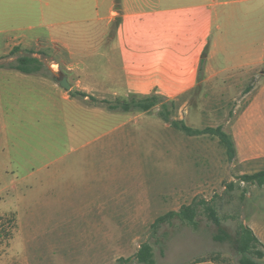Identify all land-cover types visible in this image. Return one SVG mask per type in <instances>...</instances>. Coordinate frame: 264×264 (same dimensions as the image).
<instances>
[{"label": "rangeland", "instance_id": "374dc122", "mask_svg": "<svg viewBox=\"0 0 264 264\" xmlns=\"http://www.w3.org/2000/svg\"><path fill=\"white\" fill-rule=\"evenodd\" d=\"M245 7L249 11L246 59L263 62L253 70L256 78L241 88H255L257 112H264V0H248ZM242 20L240 16L230 23L225 19L232 41L241 38ZM50 22L46 19L37 29L44 37L52 32ZM25 25L21 2L0 0V264H77L72 256H58L71 245L84 253L95 229L89 225L94 216H84L90 215L88 207L104 202L108 219L101 231L102 237L107 234L108 264H145L135 257L145 242L153 245L154 264H210L209 260L240 264L236 237L241 226L253 225L257 233L260 226L264 232V185L241 177L264 170V156L244 160L242 143V154L237 151L231 158L217 135H191L173 124L184 121L196 129L220 126L230 132L252 98L243 97V90H232V80L224 82L231 71L220 76L221 82L205 86L204 97L167 103L173 117L168 128L162 119H167L165 112L157 106L145 114L114 111L100 98L96 104L91 97L77 95L82 92L73 85L71 98H66L67 90L54 79L68 75L61 64L67 58L62 48L46 40L11 48L22 38ZM23 56L37 58L41 70L34 74L18 70ZM237 58L219 51L215 64L222 67ZM70 80L76 83L73 76ZM95 90L105 92L98 85ZM131 98H108V102ZM150 201L155 209L145 211L137 235L131 211L116 206ZM184 206H194L195 225L182 215L157 224L159 217ZM210 207L220 225L210 217ZM68 218L71 222L66 224ZM220 230L227 237L216 240ZM73 237L76 242L68 243L67 238ZM58 246L56 256L34 257L39 250L48 253ZM259 249L264 251V244ZM257 261L264 264V259ZM83 263L84 259L78 264Z\"/></svg>", "mask_w": 264, "mask_h": 264}, {"label": "crops", "instance_id": "0c3cea01", "mask_svg": "<svg viewBox=\"0 0 264 264\" xmlns=\"http://www.w3.org/2000/svg\"><path fill=\"white\" fill-rule=\"evenodd\" d=\"M19 1L21 16L26 22L25 33L11 48L20 44L30 47L40 40L62 48L67 58L62 59L61 64L66 66L70 83L71 76L75 78L76 83L71 84L73 89L84 93L86 100L89 97L100 98L102 101L106 98L108 101V98L116 100L146 96L164 99L156 106L158 110L165 112L167 119H162L168 128L171 127L173 117L169 116L172 109L167 103L178 102L186 97L202 98L205 96V86L221 82L220 76L231 71L224 82L232 80L235 85L231 89L234 87L243 90V97L252 98L239 112L229 133L234 137L239 154H242L243 143L244 160L264 156V112H257L255 88H241L243 83L256 78L253 70L263 62L246 59V23L249 22V11L245 3L248 0ZM221 6H228V9H221ZM238 16L243 18L242 35L239 40L232 41L227 36L231 31L225 25V19L230 23ZM46 19H51L52 27L48 37L37 31L45 25ZM219 51H226L228 57L237 55L239 58L235 61L228 59L225 65L218 67L215 60ZM8 60L13 61L12 58ZM255 72L263 74L259 70ZM56 84L60 86L57 82ZM97 85L100 91L105 92L98 94L95 90ZM71 90L65 93L68 99L71 98ZM188 102L180 108H184ZM168 139L171 143L172 136L169 135ZM128 204L121 202L116 210L131 211V224L138 235L140 221L147 215L145 211L155 209L156 205L152 201ZM88 209L91 211L90 215L86 214L84 217L90 219V216H94L89 225H93L95 229L90 231L84 253L79 254L75 246L71 245L65 247V253L62 252L58 258L72 256L77 259V264L83 259L87 264H108L107 234L105 231L102 237L101 231L102 222L106 223L108 219L107 203L91 205ZM69 220L71 219L65 220L66 224L71 222ZM61 225L57 224L59 227ZM251 228L255 230L253 225ZM258 229L260 232L254 233L264 244V232L260 226ZM67 240L68 243L76 242L74 237ZM120 244L119 250L122 251L123 245ZM58 248L60 247H55L48 253L39 250L34 257L56 256ZM209 263L221 264L213 260H209Z\"/></svg>", "mask_w": 264, "mask_h": 264}, {"label": "trees", "instance_id": "16d2710c", "mask_svg": "<svg viewBox=\"0 0 264 264\" xmlns=\"http://www.w3.org/2000/svg\"><path fill=\"white\" fill-rule=\"evenodd\" d=\"M19 64L16 65L18 70H21L25 73H34L41 70V65L39 64V60L35 57L23 56L20 57ZM77 95L83 96L86 95L84 93H77ZM96 104H99L98 100L94 97ZM160 97L158 96H146V97H132L130 100H121L118 103L113 104L106 100L100 101V103H107V106L111 110H122V111H150L160 102ZM173 124L179 126L184 131L188 132L191 135H199L203 133H213L220 137L223 144L228 148L229 155L233 158L236 155L237 148L234 137L231 133L225 131L222 127H207L205 129H196L190 127L183 122L173 121ZM242 181L257 184L259 186L264 185V170L257 171L252 174H245L241 177ZM210 217L217 224L220 225L221 221L217 212L214 208L210 207ZM182 215L189 222L196 224L195 221V208L194 206H184L181 211H172L165 216H161L157 219V224L163 222L167 218ZM227 235L223 230L215 236L216 240H223ZM236 244L238 250L242 253V257L240 258V264H260L257 260L264 259V251L260 250L259 247L263 244L257 235L254 233L253 229L247 225H242L240 230L237 232ZM254 255V256H253ZM135 257L141 263L145 264H154V248L153 245L145 242L141 245L140 249L136 253ZM257 260H256V259Z\"/></svg>", "mask_w": 264, "mask_h": 264}, {"label": "water", "instance_id": "95a60500", "mask_svg": "<svg viewBox=\"0 0 264 264\" xmlns=\"http://www.w3.org/2000/svg\"><path fill=\"white\" fill-rule=\"evenodd\" d=\"M55 81L64 89L66 90H71L72 89V85L67 77L66 74H60V75H56L54 77Z\"/></svg>", "mask_w": 264, "mask_h": 264}]
</instances>
